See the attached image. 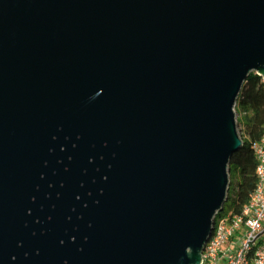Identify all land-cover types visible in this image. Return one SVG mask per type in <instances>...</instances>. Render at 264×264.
<instances>
[{"label":"water","instance_id":"obj_1","mask_svg":"<svg viewBox=\"0 0 264 264\" xmlns=\"http://www.w3.org/2000/svg\"><path fill=\"white\" fill-rule=\"evenodd\" d=\"M264 79V0H0V264H199Z\"/></svg>","mask_w":264,"mask_h":264},{"label":"built area","instance_id":"obj_2","mask_svg":"<svg viewBox=\"0 0 264 264\" xmlns=\"http://www.w3.org/2000/svg\"><path fill=\"white\" fill-rule=\"evenodd\" d=\"M253 153L256 184L249 201L240 214L222 209L216 215L199 264H264V128Z\"/></svg>","mask_w":264,"mask_h":264},{"label":"trees","instance_id":"obj_3","mask_svg":"<svg viewBox=\"0 0 264 264\" xmlns=\"http://www.w3.org/2000/svg\"><path fill=\"white\" fill-rule=\"evenodd\" d=\"M234 109L242 146L232 155L227 167L229 187L223 210L227 207V212L240 214L256 184L253 145L264 128V83L259 76L254 73L247 76Z\"/></svg>","mask_w":264,"mask_h":264},{"label":"rangeland","instance_id":"obj_4","mask_svg":"<svg viewBox=\"0 0 264 264\" xmlns=\"http://www.w3.org/2000/svg\"><path fill=\"white\" fill-rule=\"evenodd\" d=\"M263 79V78H262ZM236 118V117H235ZM236 128H237V132H238V127H237V123H236ZM239 134V133H238ZM231 193H232V190H231ZM228 211V209H227V207H225V209H224V211L223 212H221V214L222 213H224V212H227Z\"/></svg>","mask_w":264,"mask_h":264}]
</instances>
